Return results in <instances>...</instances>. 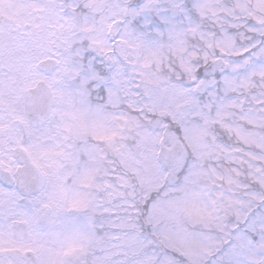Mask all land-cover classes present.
<instances>
[{
    "label": "snow or ice",
    "instance_id": "6c2138e0",
    "mask_svg": "<svg viewBox=\"0 0 264 264\" xmlns=\"http://www.w3.org/2000/svg\"><path fill=\"white\" fill-rule=\"evenodd\" d=\"M0 264H264V0H0Z\"/></svg>",
    "mask_w": 264,
    "mask_h": 264
},
{
    "label": "rangeland",
    "instance_id": "374dc122",
    "mask_svg": "<svg viewBox=\"0 0 264 264\" xmlns=\"http://www.w3.org/2000/svg\"><path fill=\"white\" fill-rule=\"evenodd\" d=\"M7 2H8L9 4H15V3H16V0H7Z\"/></svg>",
    "mask_w": 264,
    "mask_h": 264
}]
</instances>
